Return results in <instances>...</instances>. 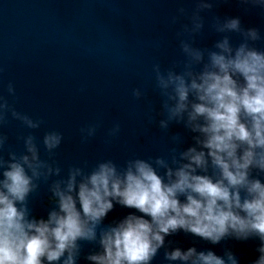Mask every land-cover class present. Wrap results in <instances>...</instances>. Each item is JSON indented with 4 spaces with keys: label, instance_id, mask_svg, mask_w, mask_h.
Segmentation results:
<instances>
[{
    "label": "water",
    "instance_id": "water-1",
    "mask_svg": "<svg viewBox=\"0 0 264 264\" xmlns=\"http://www.w3.org/2000/svg\"><path fill=\"white\" fill-rule=\"evenodd\" d=\"M202 2L211 7H198L200 0H0V95L16 111L42 121L39 128L28 129L8 113L0 128L8 137L0 158L7 162L9 152L23 154L18 137L32 135L40 159L53 169L33 181L35 188L25 202L29 218L46 220L58 210L52 188L67 179L70 169L89 173L102 162L122 168L129 160L142 159L167 182L169 169L174 172L189 163L183 153L190 148L207 151L197 143L203 137L187 125L186 114L160 128V121L167 120L165 103L174 101L156 87L153 66L159 65L165 75H198L225 38L233 50L246 43L264 52V5L256 0ZM232 18L239 19L240 31L218 30ZM197 22L202 24L199 29ZM249 29L257 31V39L247 35ZM185 45L199 50L203 59L195 61L183 51ZM9 83L14 97L7 93ZM134 89L142 92L140 99L133 96ZM116 125L119 131L114 132ZM89 129H94L91 135ZM53 130L63 139L48 152L43 135ZM157 159L165 166L157 165ZM196 174L218 178L210 160ZM249 179L264 184V171L250 168ZM130 213L141 215L114 204L96 225V238L78 241L75 264H92L88 257L102 253L101 233ZM260 244L256 236L238 240L232 235L212 244L177 231L165 237L151 264H179L165 259V252L175 248L212 251L226 264L231 253L238 264H254Z\"/></svg>",
    "mask_w": 264,
    "mask_h": 264
},
{
    "label": "clouds",
    "instance_id": "clouds-1",
    "mask_svg": "<svg viewBox=\"0 0 264 264\" xmlns=\"http://www.w3.org/2000/svg\"><path fill=\"white\" fill-rule=\"evenodd\" d=\"M256 2L264 5V0ZM198 7L211 5L200 0ZM195 27L202 24L197 22ZM225 29L240 31L239 19L228 20L218 30ZM247 35L258 38L255 29ZM216 48L219 51L209 54V62L195 76L172 71L165 75L159 65L153 66L156 87L174 101L165 103L167 120L160 121V128L166 129L169 121H179L186 114L187 125L203 137L197 143L207 150L190 148L183 153L189 163L174 172L169 169L167 182L142 159L129 160L122 168L112 161L102 162L89 173L70 169L67 179L52 188L58 210L46 220L29 218L25 202L35 188L33 181L53 169L40 159L34 136L18 137L23 140L24 153L9 152L7 162L0 158V169H4L0 172V264H56L66 253L63 264H75L78 241L96 238V225L114 204L141 215L130 213L103 231L102 253L88 257L92 264H151L165 237L177 231L212 244L229 235L238 240L256 236L261 244L254 264H264V184L249 179L250 168L264 171V52L246 43L233 50L227 38ZM183 51L197 62L203 59L199 50L185 45ZM7 93L15 96L11 83ZM133 96L140 99L142 92L134 89ZM8 113L28 129L42 123L16 111L0 95V128L7 123ZM113 131H119V125ZM93 132L88 130L89 135ZM7 139L0 133V150ZM62 139L53 130L45 132L42 143L51 152ZM209 160L218 172L216 179L196 174L197 169L206 170ZM155 163L165 166L160 159ZM55 172L59 174V169ZM165 259L179 264H226L214 252L195 248H175L165 252ZM227 264H238L231 253Z\"/></svg>",
    "mask_w": 264,
    "mask_h": 264
}]
</instances>
